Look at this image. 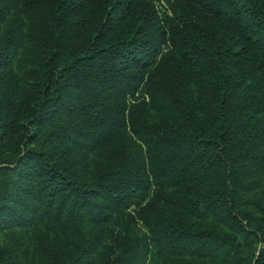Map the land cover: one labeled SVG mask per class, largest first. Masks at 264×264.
<instances>
[{"label":"trees","instance_id":"trees-1","mask_svg":"<svg viewBox=\"0 0 264 264\" xmlns=\"http://www.w3.org/2000/svg\"><path fill=\"white\" fill-rule=\"evenodd\" d=\"M171 8L0 0V264H264V0Z\"/></svg>","mask_w":264,"mask_h":264},{"label":"rangeland","instance_id":"rangeland-1","mask_svg":"<svg viewBox=\"0 0 264 264\" xmlns=\"http://www.w3.org/2000/svg\"><path fill=\"white\" fill-rule=\"evenodd\" d=\"M153 4L154 9L158 13H167L169 19H173L174 15L172 13L171 3L174 0H150ZM166 48H163L161 51H164ZM40 54V47L36 42H23L20 44L16 51L11 55L10 60L7 62L5 66L2 67L3 70H9L12 74L19 79V70H21V66L23 67H32L38 64ZM160 53L158 54V56ZM203 75L199 76V81L203 78ZM20 80V79H19ZM261 183L256 187L255 191L258 194L264 188V168L261 170ZM12 231L14 228L10 229ZM11 232L9 230L3 229L0 230V240L3 238L4 233ZM150 264V263H147Z\"/></svg>","mask_w":264,"mask_h":264}]
</instances>
